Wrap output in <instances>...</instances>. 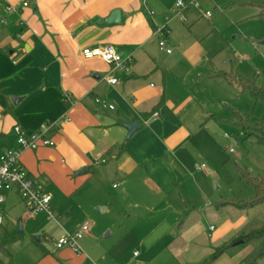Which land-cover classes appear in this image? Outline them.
<instances>
[{
	"label": "crops",
	"instance_id": "obj_1",
	"mask_svg": "<svg viewBox=\"0 0 264 264\" xmlns=\"http://www.w3.org/2000/svg\"><path fill=\"white\" fill-rule=\"evenodd\" d=\"M183 1L186 18L179 20L173 0H0V154L18 147L14 126L25 133L44 126V136L53 144L37 142L21 149L18 160L33 183L51 196L52 215L59 219L47 220L43 212L28 216L24 202L18 233L26 258L12 264H104L106 251L97 242L96 223L89 222V231L78 241L79 255L55 247L58 238L88 221L82 215L83 204H104L101 212L136 219L156 218L170 210L173 216L148 235L151 240L165 238L178 264H197L216 247L236 241L244 233L239 230L243 223L233 228L226 224L264 209L215 206L203 213L195 206H176L198 195L206 197L194 182L189 162L194 137H205L201 123L206 113L184 112L195 99L193 93L201 92L195 83L186 87L184 73L189 68L198 80L207 71L218 73L198 44L206 26L190 9L192 1ZM114 10L120 12L118 22L98 24ZM185 25L196 28L192 42L187 41L193 52L184 51L180 39ZM158 30L166 36L170 53L158 47ZM106 45L123 58L124 70L81 54L83 48ZM108 75L117 82L108 83ZM95 98L113 108H103ZM135 122L139 128L128 136L125 125ZM20 199L15 190L5 193L0 242L2 230L15 224L7 215ZM76 209L74 220L70 215ZM42 225L54 234L51 245L41 244ZM252 250L250 246L231 257L223 250L209 264H240Z\"/></svg>",
	"mask_w": 264,
	"mask_h": 264
},
{
	"label": "rangeland",
	"instance_id": "obj_2",
	"mask_svg": "<svg viewBox=\"0 0 264 264\" xmlns=\"http://www.w3.org/2000/svg\"><path fill=\"white\" fill-rule=\"evenodd\" d=\"M191 1H194L199 8L194 10L192 6L190 9L195 12L197 20L206 26L207 33H204L198 44L200 43L206 50L207 55L203 53L212 70L227 74L232 72L236 75L235 78L253 80L257 87L264 89V21L258 16L257 8V4L262 3L263 0ZM203 12H209V17H202ZM181 16L186 18L182 12ZM188 28L184 26L185 32L180 39L185 42L184 51L193 52L194 48H190L187 41L192 42L196 28L193 30ZM188 64L190 62L186 61L185 65ZM183 78L186 87L195 83L200 85L201 90L200 96L193 93L195 99L188 104L184 112L196 109L200 115L206 113L201 123L206 133L205 137L203 139L194 137L192 156L189 158L194 182L206 197L203 199L197 194V198L192 202H182L176 205L177 208L183 210L195 206V209L204 213L207 207L215 209L216 203L221 201L246 200L252 197L253 189L241 177V171L247 170L251 175L264 176V146L259 144L248 130L243 132L236 122V114L248 118L249 122H255L264 116V100L254 98L248 90L239 89L221 78L198 80L197 75H191L189 68L185 70ZM196 166L201 168L197 170ZM24 202L21 198L11 208V215L7 217L15 224L11 222L2 230L0 261H5L7 264L26 258L21 243L22 235L18 233ZM103 205H91L90 208L83 204L85 209H82V215L86 214L83 215L85 219L97 224V242L106 251L104 264H178L171 258L172 253L166 249L165 238L162 242L160 238L151 240L148 235L151 228L164 221L169 215L170 218L173 216L170 210L162 211L155 216L156 218L138 215L141 218L136 219L134 215H109L108 212H101L100 207ZM8 206L7 203L5 208L8 209ZM52 216L54 219L46 217L47 220L58 223L57 216ZM70 216L77 220V209L75 214ZM39 224H35V227ZM205 224L207 228L209 222L205 220ZM212 224L218 228V223ZM226 225V228L241 225L239 230L244 233L260 229L264 225V209L250 218L244 216L236 223L229 221ZM40 228L43 229L38 233L44 234L41 244L51 245L53 232L43 225ZM107 232L112 235L104 237ZM235 243L236 245H233ZM223 245L227 246L223 254L231 257L247 247L257 248L259 242L253 240L239 243L231 240ZM115 253H119L120 256L113 257ZM98 256L101 259L103 255L99 253ZM261 258L259 264H264V257Z\"/></svg>",
	"mask_w": 264,
	"mask_h": 264
},
{
	"label": "built area",
	"instance_id": "obj_3",
	"mask_svg": "<svg viewBox=\"0 0 264 264\" xmlns=\"http://www.w3.org/2000/svg\"><path fill=\"white\" fill-rule=\"evenodd\" d=\"M174 6L177 9V17L179 20H182L181 10L185 8V3L183 0H173ZM23 5H27L26 2ZM191 5L198 7L197 4L192 1ZM7 10H13L11 6L6 8ZM209 12H204L203 16L205 18L209 17ZM1 22H4L2 19ZM159 32L160 31H156ZM161 37L158 40V47L161 50H164L167 53H170L171 50L166 47V36L160 33ZM81 54L86 58H99L102 61L111 64L115 70H124L125 64L123 58L120 56L116 50L110 46L106 45L103 47H86L81 49ZM105 80L110 84H115L117 78L112 75L105 77ZM95 101L100 104L103 108L112 109L113 105L106 103L104 100L95 98ZM156 115V113L154 114ZM44 126L41 127L40 131L25 133L19 126L13 127V132L17 137V148H11L5 150L0 154V225L3 221L2 217V208L5 202V193L10 190H15L16 193L22 198L25 203L28 205L27 214L32 216L33 214L43 212L46 217L52 218V208L50 205L51 196L44 193L40 190L33 181L28 177V175L20 168L19 165V151L24 148H29L34 146L37 142H41L45 145H52L53 142L47 139L44 136ZM226 136V134H225ZM204 165L202 164L201 167ZM196 167L197 169L201 168ZM90 223L89 221H84L72 233H66L57 239L55 243L56 248L67 247L71 249L75 254L79 255L81 249L78 245V241L81 237L89 231ZM210 230L213 229V226H210Z\"/></svg>",
	"mask_w": 264,
	"mask_h": 264
},
{
	"label": "trees",
	"instance_id": "obj_4",
	"mask_svg": "<svg viewBox=\"0 0 264 264\" xmlns=\"http://www.w3.org/2000/svg\"><path fill=\"white\" fill-rule=\"evenodd\" d=\"M258 16L264 21V0L262 3L257 4ZM201 77L202 79L219 77L225 81L236 85L239 89H246L254 98H261L264 100V89L257 87L253 80H247L244 78H235L234 73H212L205 72ZM237 123L241 126L243 132L248 130L250 135H254L257 142L264 146V116L255 122H249L248 118L240 117L238 114ZM241 177L246 183L253 189V196L243 200H229L221 201L215 206H232L238 210L262 208L264 207V176L251 175L247 170L241 171ZM242 240L243 242H249L252 240H258L259 245L257 248L250 251L240 261V264H257L258 260L264 255V225L260 229H254L248 233L239 235L236 241ZM225 246L216 247L213 252L197 264H209L211 261L216 259L224 250Z\"/></svg>",
	"mask_w": 264,
	"mask_h": 264
},
{
	"label": "water",
	"instance_id": "obj_5",
	"mask_svg": "<svg viewBox=\"0 0 264 264\" xmlns=\"http://www.w3.org/2000/svg\"><path fill=\"white\" fill-rule=\"evenodd\" d=\"M120 19V12L118 10H114L111 12L109 18L105 19V20H99L98 24H102V23H113V22H118ZM125 128L128 132V136H130L136 129L139 128V124L138 123H130V124H126ZM85 172V169L79 171L78 173H83ZM242 240H239V243H242Z\"/></svg>",
	"mask_w": 264,
	"mask_h": 264
}]
</instances>
